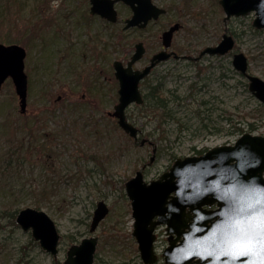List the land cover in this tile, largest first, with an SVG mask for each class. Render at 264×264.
I'll return each instance as SVG.
<instances>
[{"label":"rangeland","instance_id":"rangeland-1","mask_svg":"<svg viewBox=\"0 0 264 264\" xmlns=\"http://www.w3.org/2000/svg\"><path fill=\"white\" fill-rule=\"evenodd\" d=\"M152 2L166 12L144 28L122 29L131 14L122 2L115 3L119 19L110 23L89 13L88 0H0V42L24 47L27 76L23 114L11 79L0 88V264L61 262L71 242L88 236L100 199L109 211L94 232V264H140L124 182L138 169L146 181L156 178L176 157L233 145L244 131L264 135V103L233 68L232 52L196 63H159L139 89L144 95L148 84L158 83L167 114L144 98L126 108L140 138L118 128L108 114L118 96L115 58L125 63L133 43L142 41L146 50L134 65L140 68L175 21L182 25L172 38L178 54L216 45L224 28L218 0ZM254 16L250 11L226 21L234 50L245 54L251 74L264 79V29L253 27ZM122 37L128 40L123 46ZM26 206L55 221L61 234L55 259L8 214ZM157 230L154 264H163L166 235L163 226Z\"/></svg>","mask_w":264,"mask_h":264},{"label":"water","instance_id":"water-1","mask_svg":"<svg viewBox=\"0 0 264 264\" xmlns=\"http://www.w3.org/2000/svg\"><path fill=\"white\" fill-rule=\"evenodd\" d=\"M119 0H89L90 14H98L108 21L117 19L114 3ZM132 8V15L124 19L123 28L144 27L150 19H156L164 9L151 0H121ZM225 16L246 15L255 12L252 25L264 28V0H218ZM179 24L174 23L161 34L164 49L153 53L148 64L141 69L132 65L143 55L142 42L134 45L126 65L119 59L112 62L114 75L118 79V101L110 114L117 119V124L131 137L137 138V127L126 117L125 107L131 103H141L142 96L138 83L150 69L170 55L178 57L175 51H166L171 43L173 32ZM234 39L231 34L223 32L221 40L212 46L203 47L197 57L205 53L221 55L232 49ZM25 49L17 43L0 42V87L9 76L19 99V111L26 107L27 76L24 72ZM191 58L190 55H186ZM232 63L249 80V90L264 102V80L246 72L247 58L242 52L233 54ZM153 159V156H151ZM264 136L243 133L233 145L216 146L203 155L176 158L167 170L149 182L143 180L142 171L125 182V189L131 201L133 217L132 235L144 264L157 258L153 251L154 227L164 223L168 245L162 252L165 264H252L259 261L260 254L233 257L222 254L223 249L212 239L217 225L223 223L238 201L264 195ZM232 187V192L225 197L224 189ZM222 197H225L222 199ZM216 204L217 208H206ZM103 200L96 203L90 224V231L107 213ZM16 222L23 230L30 228L31 235L40 246L56 255L59 233L54 221L43 210L24 207L18 211ZM217 239L220 233H216ZM96 236L84 237L72 243L66 250L63 264H92Z\"/></svg>","mask_w":264,"mask_h":264},{"label":"snow or ice","instance_id":"snow-or-ice-1","mask_svg":"<svg viewBox=\"0 0 264 264\" xmlns=\"http://www.w3.org/2000/svg\"><path fill=\"white\" fill-rule=\"evenodd\" d=\"M231 192V186L224 189L225 197ZM225 215L227 219L212 233L213 241L223 249L222 254L240 257L258 253L261 257L259 264H264V195L246 198V202L238 201L232 212ZM217 232L220 233L219 239Z\"/></svg>","mask_w":264,"mask_h":264},{"label":"trees","instance_id":"trees-1","mask_svg":"<svg viewBox=\"0 0 264 264\" xmlns=\"http://www.w3.org/2000/svg\"><path fill=\"white\" fill-rule=\"evenodd\" d=\"M122 31V29H121ZM128 40H126L125 37H122V39L119 41L118 44H121V46L124 45V42H127ZM148 88L145 92V100H147V105L152 108H155V107H158L160 110H164L165 113L167 114V103H166V100H167V97L166 96H163L161 93V88L158 87V83H155V84H148ZM89 100L91 99V96H88ZM91 101V100H90ZM141 109L143 107H140ZM38 205V203H37ZM36 205V206H37ZM15 209H12L11 211H8V214H10L11 216V219L13 222H15L14 220V216H15V213H14ZM16 224V223H14ZM57 264H61V262H57Z\"/></svg>","mask_w":264,"mask_h":264},{"label":"flooded vegetation","instance_id":"flooded-vegetation-1","mask_svg":"<svg viewBox=\"0 0 264 264\" xmlns=\"http://www.w3.org/2000/svg\"><path fill=\"white\" fill-rule=\"evenodd\" d=\"M163 8H164V7H163ZM164 9H165V8H164ZM165 10H166V9H165ZM175 23H178V24H179L178 29L182 27V25H181L180 22L175 21ZM168 28H169V25H168L165 29H163L162 32L165 31V30H167ZM162 32H161V34H162ZM161 34H160V36H159V37H160V44H161V46H160L159 49L162 48ZM173 35H174V33L172 34V38H173ZM172 38H171V43H170L169 47H166V49L169 50V51H175V50H173V49L171 48V46H172ZM159 49L155 50L154 52L158 51ZM154 52H152V53H154ZM175 52H176V51H175ZM198 52H199V51H198ZM198 52H197V54H195V55L184 54V53H183V54H179V55H178L179 57H176V59H184V60H187V61H190V62L196 63V62L200 61V59H201L204 55H207V54H203V55L200 56L199 58L194 59L193 57H197V56H198ZM152 53H151V54H152ZM176 53H177V52H176ZM186 55H190L191 58L184 57V56H186ZM209 56H211V55H209ZM170 58H173V56H170L169 59H170ZM148 59H149V57H148ZM167 60H168V59H167ZM167 60H166V61H167ZM94 209H95V207H94ZM94 209H93V211H94ZM108 211H109V208H108ZM107 213H108V212H107ZM92 215H93V212H92ZM106 215H107V214H106ZM49 217H50V216H49ZM50 218H51V217H50ZM51 219H52V218H51ZM52 220H53V219H52ZM91 220H92V216H91ZM91 220H90V222H89V227H88V236H93V235H95L94 232H95V230H96V228H97V226H98V225H97L96 228H95L94 230L90 231ZM53 221H54V220H53ZM100 221H101V220H100ZM100 221H99V222H100ZM54 223H55V221H54ZM55 226H56V228H57L56 223H55ZM158 226H159V225H157V227H158ZM57 231H58V233H59V235H60V237H61V234H60L58 228H57ZM159 235H160V233H159L158 230L156 229V230H155V242H156V243H157L158 240H159ZM92 264H94V262H93ZM140 264H143V262L140 261Z\"/></svg>","mask_w":264,"mask_h":264}]
</instances>
